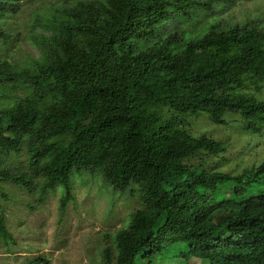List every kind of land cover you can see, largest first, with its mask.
<instances>
[{
  "label": "trees",
  "instance_id": "trees-1",
  "mask_svg": "<svg viewBox=\"0 0 264 264\" xmlns=\"http://www.w3.org/2000/svg\"><path fill=\"white\" fill-rule=\"evenodd\" d=\"M17 6L0 0V41L8 40L3 27ZM210 8L204 0H76L60 24L48 20L45 61L24 96L0 112V153H20L19 134H34L29 161L42 168L44 192L64 187L62 208L75 172H102L117 191L139 186L144 208L121 234L118 264H166L169 253L264 264V161L240 174L195 164L227 146L178 124L206 114L228 125L234 115L247 132L264 135V99L250 90L264 85V28L203 21ZM185 22L199 31L179 33ZM16 75L23 76L3 60L0 88L14 89ZM46 94L62 97L63 109L46 114L39 104ZM58 133L66 138L46 160L47 137ZM7 180L31 188L30 178L1 168L0 182ZM220 210L233 217L217 224ZM5 221L0 212V237L12 238Z\"/></svg>",
  "mask_w": 264,
  "mask_h": 264
},
{
  "label": "rangeland",
  "instance_id": "rangeland-1",
  "mask_svg": "<svg viewBox=\"0 0 264 264\" xmlns=\"http://www.w3.org/2000/svg\"><path fill=\"white\" fill-rule=\"evenodd\" d=\"M75 1L16 0L18 6L3 27L8 40L0 41V63L7 60L23 76H15L14 89L6 91L0 88V112L9 109L15 100L24 96V86L37 73L34 71L36 64L45 61L43 40L53 37L48 20L60 24L61 19L67 18L65 9L74 7ZM204 1L210 2L211 8L209 16L201 12L203 21L215 20L224 26L253 21L264 28V0ZM199 25L185 22L179 33L198 30ZM27 71L31 75L24 78ZM27 78L28 81L23 83ZM250 90L264 99V85L259 91L255 88ZM62 100V97L53 100L51 95L46 94L39 104L48 114L54 111V107L63 109ZM229 118L228 125L215 124L206 114L185 115L183 122H178L194 136L205 134L223 141L227 146L225 154L198 156L192 160L193 163H202L207 169L240 174L264 161V135L247 132L237 116ZM48 126L50 130L52 125ZM59 133L47 137L51 148L45 151L46 160L58 152L66 138ZM8 135L12 136L11 133ZM32 136L34 134L30 132L19 134L20 153H0V169L5 167L11 174L22 173L32 182L30 189L10 180L0 182V212L5 215L6 226L12 236L0 237V264H118L121 234L130 229L135 212L144 208L139 186L117 191L107 183L102 172H75L72 176V198L62 208L64 187L58 184L44 192L46 181L42 168L36 169L29 161L26 150L33 141ZM232 217L227 211L220 210L214 221L221 224ZM107 251L109 258L106 257ZM154 258L156 262L163 259L158 255ZM165 262L208 264L205 256L186 260L176 257L175 253H169Z\"/></svg>",
  "mask_w": 264,
  "mask_h": 264
}]
</instances>
